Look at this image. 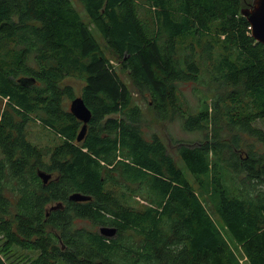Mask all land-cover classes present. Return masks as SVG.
<instances>
[{"label": "trees", "instance_id": "16d2710c", "mask_svg": "<svg viewBox=\"0 0 264 264\" xmlns=\"http://www.w3.org/2000/svg\"><path fill=\"white\" fill-rule=\"evenodd\" d=\"M75 1L0 0V264H264V44L241 12L253 0ZM72 79L91 111L80 141ZM141 97L200 135L173 141L185 170L145 136Z\"/></svg>", "mask_w": 264, "mask_h": 264}, {"label": "rangeland", "instance_id": "374dc122", "mask_svg": "<svg viewBox=\"0 0 264 264\" xmlns=\"http://www.w3.org/2000/svg\"><path fill=\"white\" fill-rule=\"evenodd\" d=\"M75 3H76V4H74L75 7L81 12V14L84 15L82 4L77 2V1H75ZM97 38H98L99 42L103 45L104 42H103L102 38L98 35H97ZM103 48H104V46H103ZM105 52H107L106 49H105ZM118 72L120 73L121 77L125 80V82H127L130 85L131 81H130L128 74L124 71H118ZM70 82L75 86V93L77 96H79L80 86H81L80 81L76 80V79H72ZM194 86H195V83H191V82L182 83V84H180V90L182 91L183 95L185 96V98L190 103L195 104L196 103V97H194V94H193ZM200 87H202V86H200ZM136 102L138 104H140L142 109H143L145 121L143 123L142 129L144 131L145 136L147 138H149L153 133H157L159 135V137L167 144L169 152L175 156L178 165L185 170L184 164L182 163V161L178 158V156L176 154V144L173 141L174 140L181 141V142H183V141H186V142L194 141L200 135L197 132L191 133V132L185 131L182 127L180 120L174 119V120L165 121V122L157 120L154 117L152 110L150 108H148L147 105L145 104L142 97L136 98ZM69 103H70V100H67L66 104L68 107H69ZM38 129L39 128L35 124L31 128V136L29 138L33 142L42 141L45 143L47 141V139L38 135V132H37ZM170 139H171V143H170ZM188 176H189V178H191L190 174ZM232 242L229 241L230 246L232 248V251L239 258L240 262L243 263L245 260V256H239L241 253L240 245H237L236 243H234V242L232 243ZM23 252L26 253L24 250H23ZM15 256L16 255H13L11 258H14ZM56 264H66V263L64 261H58Z\"/></svg>", "mask_w": 264, "mask_h": 264}, {"label": "water", "instance_id": "95a60500", "mask_svg": "<svg viewBox=\"0 0 264 264\" xmlns=\"http://www.w3.org/2000/svg\"><path fill=\"white\" fill-rule=\"evenodd\" d=\"M242 14L247 18L250 23L251 35L256 40L264 44V0H253L252 5L241 10ZM19 82L28 83L29 80L19 78ZM33 82V80H30ZM70 112L82 122V125L77 134V141H80L86 130L87 124L91 118V111L84 103V100L81 96H76L71 99L69 103ZM40 177H42L43 181L46 182L50 174L45 172H39ZM91 197L89 195H84L81 193H72L69 195V199L72 201H86ZM116 231L115 227L110 226H100L99 232L105 236H112Z\"/></svg>", "mask_w": 264, "mask_h": 264}]
</instances>
